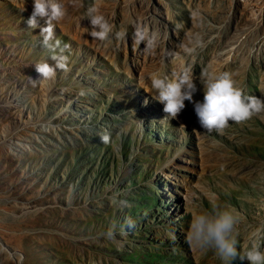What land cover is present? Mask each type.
Returning a JSON list of instances; mask_svg holds the SVG:
<instances>
[{"label": "rangeland", "instance_id": "rangeland-1", "mask_svg": "<svg viewBox=\"0 0 264 264\" xmlns=\"http://www.w3.org/2000/svg\"><path fill=\"white\" fill-rule=\"evenodd\" d=\"M59 2L69 71L33 86L52 63L26 23L33 0H0V241L24 264H221L185 243L191 214L217 204L240 248L264 250V113L209 134L188 101L165 118L150 87L187 70L200 101L201 71L229 72L264 98V0H98L127 32L109 44L89 35L93 0ZM138 26L160 34L151 53L133 47Z\"/></svg>", "mask_w": 264, "mask_h": 264}, {"label": "clouds", "instance_id": "clouds-1", "mask_svg": "<svg viewBox=\"0 0 264 264\" xmlns=\"http://www.w3.org/2000/svg\"><path fill=\"white\" fill-rule=\"evenodd\" d=\"M97 2L93 0L87 12L91 29L89 35L103 44L125 40L127 32L114 31L113 25L99 13ZM65 16V6L59 0H33V10L26 23L30 30L40 29L39 46L49 53L52 61L34 64L37 79H31L33 86L54 80L58 71H69V56L65 54L69 45H62L61 40L55 36V27ZM159 40L160 34L149 31L147 27L138 26L132 34L133 47L143 44L146 53H151L158 46ZM199 85L203 89V99L197 101L194 96L200 88L187 70L179 76L175 73L171 78L157 75L150 80L154 93L152 98L163 105L165 118L178 119L188 101L193 105L201 128L209 134H222L230 121L241 124L264 113V98L245 95L235 85L229 72L213 77L207 70H202ZM80 94L84 95L83 92ZM99 137L103 145L114 146L115 141L110 133H100ZM238 223L239 218L233 211L212 204L209 209L191 214L185 243L202 252L212 251L221 264H234L237 260L240 264H264V250H261L258 243L253 241L247 249L239 247ZM127 226L129 229L136 226L131 217L127 219ZM106 235L111 238L114 235L113 229L110 228ZM0 264H24L23 253L10 249L0 241Z\"/></svg>", "mask_w": 264, "mask_h": 264}]
</instances>
